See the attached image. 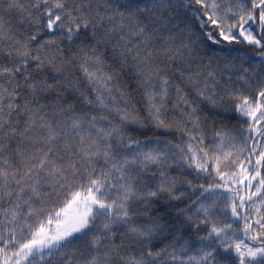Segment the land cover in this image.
Instances as JSON below:
<instances>
[{
  "label": "snow or ice",
  "instance_id": "1",
  "mask_svg": "<svg viewBox=\"0 0 264 264\" xmlns=\"http://www.w3.org/2000/svg\"><path fill=\"white\" fill-rule=\"evenodd\" d=\"M0 264H264V0H0Z\"/></svg>",
  "mask_w": 264,
  "mask_h": 264
},
{
  "label": "trees",
  "instance_id": "2",
  "mask_svg": "<svg viewBox=\"0 0 264 264\" xmlns=\"http://www.w3.org/2000/svg\"><path fill=\"white\" fill-rule=\"evenodd\" d=\"M111 67L112 68H117L118 65L113 61L111 62ZM130 71V70H127ZM121 79L123 80V82L127 83L128 82V77L127 76H122ZM161 135H163V133H160Z\"/></svg>",
  "mask_w": 264,
  "mask_h": 264
}]
</instances>
